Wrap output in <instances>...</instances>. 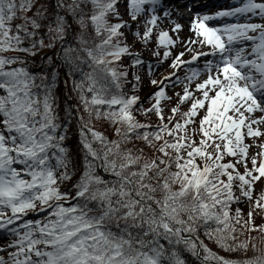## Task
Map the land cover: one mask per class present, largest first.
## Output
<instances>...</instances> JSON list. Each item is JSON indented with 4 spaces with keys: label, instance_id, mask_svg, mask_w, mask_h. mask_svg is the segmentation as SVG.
<instances>
[{
    "label": "snow or ice",
    "instance_id": "snow-or-ice-1",
    "mask_svg": "<svg viewBox=\"0 0 264 264\" xmlns=\"http://www.w3.org/2000/svg\"><path fill=\"white\" fill-rule=\"evenodd\" d=\"M0 264H264V0H0Z\"/></svg>",
    "mask_w": 264,
    "mask_h": 264
},
{
    "label": "rangeland",
    "instance_id": "rangeland-1",
    "mask_svg": "<svg viewBox=\"0 0 264 264\" xmlns=\"http://www.w3.org/2000/svg\"><path fill=\"white\" fill-rule=\"evenodd\" d=\"M185 23H187L186 21H184ZM169 69L167 68V64H165L161 69H159L158 71H157V78H159V76L161 75V74H163L164 72H166V71H168ZM150 90V88H148V87H146L141 93H140V95H141V97H143L148 91L147 90ZM147 91V92H146ZM171 91H173V89H169V92L171 93ZM155 118V117H154ZM242 207H247V205H242Z\"/></svg>",
    "mask_w": 264,
    "mask_h": 264
},
{
    "label": "trees",
    "instance_id": "trees-1",
    "mask_svg": "<svg viewBox=\"0 0 264 264\" xmlns=\"http://www.w3.org/2000/svg\"><path fill=\"white\" fill-rule=\"evenodd\" d=\"M61 106H62V102H61ZM145 106H147V104L145 103ZM139 119H143V117H138ZM152 120H153V122H155V118L153 117L152 118ZM261 222V219H260V217H257V223H260ZM209 246L210 247H213V250H216L215 248H214V246L211 244V243H209ZM221 254H225V253H221Z\"/></svg>",
    "mask_w": 264,
    "mask_h": 264
},
{
    "label": "bare ground",
    "instance_id": "bare-ground-1",
    "mask_svg": "<svg viewBox=\"0 0 264 264\" xmlns=\"http://www.w3.org/2000/svg\"><path fill=\"white\" fill-rule=\"evenodd\" d=\"M185 23V22H184ZM182 35H185V36H187L188 35V33L187 32H185V33H183Z\"/></svg>",
    "mask_w": 264,
    "mask_h": 264
}]
</instances>
